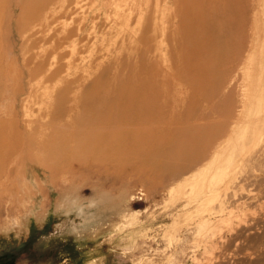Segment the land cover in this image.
Returning a JSON list of instances; mask_svg holds the SVG:
<instances>
[{
  "label": "rangeland",
  "instance_id": "obj_1",
  "mask_svg": "<svg viewBox=\"0 0 264 264\" xmlns=\"http://www.w3.org/2000/svg\"><path fill=\"white\" fill-rule=\"evenodd\" d=\"M30 2L0 0V138L18 139L17 143L41 141L43 144L38 143V147H44L37 153L16 147L12 150L13 158L0 167V262L4 253L20 251L22 260L18 264H264V245L253 244L254 236L263 231L254 221L264 218V183L248 185L239 181L226 193L222 191L224 202L219 204L208 199L209 193L204 195L201 187L186 185L182 179L172 181L166 175L154 178L152 172L144 169L137 173V166L132 164L127 166L129 176L126 171L116 174L113 166L124 168L125 164L113 162L109 166L76 156L69 158L64 145L62 148L59 145L67 142L73 153L85 152L88 144L83 130L94 114L83 97L98 82L101 81L96 87L99 97H120V87L102 86V81L141 71L138 79L133 77L132 81L145 84L148 75L143 65L152 64L156 71L167 69L172 64L169 53L172 49L177 50L174 54L177 60L184 59L175 41L163 45L161 51L160 38V43L157 39L155 42L136 40L145 14L152 11L154 16L161 0L146 3L145 0H109V5L106 0H91L88 4V0H83V10L75 11L79 17L87 12L98 13L106 5L111 6V12L106 16L99 11L100 27L95 35L91 33L88 42L79 46L64 43L59 47L53 38L44 40L39 24L29 18ZM128 5L132 11H128ZM88 6L94 9L88 10ZM216 8L210 6L208 10L217 16L219 8ZM153 18L149 22L151 26ZM155 21L158 25L156 18ZM63 22L68 25L69 19ZM248 27L246 33L252 39L245 48L244 58L248 54L250 57L243 61V69L236 75L219 80L224 93L235 101L234 120L239 113L247 114L248 109L256 106V94L264 80V0L259 2L256 21L252 19ZM93 28L92 22L89 23L87 33ZM174 90L182 98L197 89L178 83ZM191 102L196 111L207 113L210 108L198 98L192 97ZM258 104L259 110L264 108V103ZM119 109L123 110L124 106ZM120 117L119 127L140 126L134 124L138 121L135 116L129 118L123 113ZM48 141L54 145L46 146ZM137 149L109 152L150 154L147 146L139 147L138 152ZM169 155L163 150L159 157L173 159L177 153ZM142 159L147 162V157ZM155 162L160 161L157 158ZM151 166L154 164L146 167ZM215 188L218 191L220 187ZM249 190L253 191L255 200L246 199ZM190 193L198 196L200 202L186 205ZM201 200L205 201L201 204ZM210 212L213 217L209 219Z\"/></svg>",
  "mask_w": 264,
  "mask_h": 264
},
{
  "label": "bare ground",
  "instance_id": "obj_2",
  "mask_svg": "<svg viewBox=\"0 0 264 264\" xmlns=\"http://www.w3.org/2000/svg\"><path fill=\"white\" fill-rule=\"evenodd\" d=\"M82 1L31 0L27 13L29 18L31 17L33 21L35 20L39 24L40 32L44 34V40H46L45 38H53L54 44L58 47L64 43H73L79 46L90 40L91 33L95 35V30L100 27L98 21H100L101 16H107L111 12L109 10L111 6L106 5L102 9L99 8L98 13L97 11H93L94 13L87 12L84 14L85 16L79 17L75 11L76 8H83ZM106 1L108 4L109 0ZM259 2L260 0H161L160 7L155 8L154 16L152 11L145 14V22L138 36L140 39L136 38V40L155 42L157 39L156 42H158L160 38L161 43H158L162 45L161 51L163 45L175 41L184 59L177 60L174 56L177 50L172 49L169 52L172 64L167 69L156 71L152 64L143 65L142 67L146 68L148 75V81L145 84H134L132 81L133 77L138 79L141 71L131 76L116 75L109 82L102 81V86L108 84L111 87H120L122 89V96L120 97H99L96 87L100 86L101 81L98 82L94 89L83 97L89 104V111L94 114L91 116L92 122H85L87 127L83 130V138L84 140L87 139L88 144L85 152L74 148L79 151L73 153L74 150H72L70 143L59 144L57 141L55 142L61 145V148L64 145V152L68 157L76 156L81 159L85 158V160L90 159L106 165L109 164V166L113 162H118L120 165L125 164L124 168L117 165L113 166L116 169V174L117 172L124 174L127 166L132 164L137 166L135 170L137 173L144 169L145 172H152L151 175L154 178L160 179L166 175L172 181L182 179L186 185L201 187L200 190L204 195L209 193L208 199H212V202L216 200L219 204L224 202L222 200L223 193H226L230 187L234 188L235 183L237 186L239 181L248 182V185H252L253 182L263 184L264 108L261 107L262 109L259 110L261 105L259 106L258 103H264V80L260 83L259 93L256 94L254 103L256 106L248 109L247 114L246 111L239 113L236 120H234L235 101L231 95L224 93L221 89V82H219L225 78L228 80L232 74L236 75L239 70L243 69L242 64L250 57L248 54L246 59L244 58L245 48L249 46L252 39L248 37L246 32L251 20L253 19L255 22L257 19ZM88 3H91V0H88ZM210 6L215 9H217L216 7L219 8L217 16L208 10ZM26 7L24 5V8ZM56 9L58 10L55 11ZM92 9H94L93 6H88V10ZM127 9L132 11L133 8L128 5ZM152 18L154 23L151 26L149 22L152 23ZM68 19L69 24L67 25L63 21ZM91 22L94 28L87 33V27ZM35 41L38 40L35 39ZM254 41L253 39L252 43ZM229 49L231 53L225 54L224 51H229ZM178 68H181L182 71L177 72ZM178 83L189 85L190 88L195 87L197 90L194 94L187 92L186 97L184 95L181 98L174 90ZM168 88L171 91H168ZM192 97L193 99H200L209 106L208 112L196 111L191 102ZM187 99L188 102H186ZM131 103L136 105H130ZM121 105L124 106V109L119 111ZM123 113H127L129 118L135 116L138 121L134 124L140 126L119 127L118 121L122 122L120 115ZM198 119L204 121H197ZM186 121H189L188 124H185ZM17 140L15 139V142L11 139L2 140L0 138V167L7 165L13 158L14 154L12 153L15 152L12 150L15 151L16 147L25 148L31 153L40 151L39 149L44 147V145L38 147L41 141L29 140L26 142L20 140L17 143ZM41 144L43 143L41 142ZM45 145L52 146L54 144L48 141ZM141 146H147L150 154L144 152L136 155L124 152H120L123 154H113L111 151L109 152L110 149L135 151L137 148L138 152ZM163 150L167 151L168 156L174 152L177 155L173 159L164 160L163 156L159 157ZM142 157H147V162ZM157 158L160 161L158 163L155 162ZM218 161L219 165H217ZM151 163L154 166L146 167ZM106 165H103L105 169ZM122 176L119 177L122 178ZM217 186L220 187L218 191L215 188ZM192 193L188 194L187 198L189 199L186 205L200 200L198 196H194ZM228 193L235 195L231 192ZM250 193L245 195L246 199L255 200L256 196L253 195V191ZM220 195L219 200L217 196ZM225 195L227 196V194ZM239 195L241 197V194ZM235 198L236 195L233 199ZM202 200L201 204L205 201ZM236 201L234 200V203ZM231 203L233 201H230ZM197 204L196 206H198ZM212 217L213 213L209 219ZM203 219L202 221H204ZM197 224L199 225V223ZM254 224L257 225L256 227H263V231L254 236L253 241L255 243L253 244L264 245V218H256Z\"/></svg>",
  "mask_w": 264,
  "mask_h": 264
},
{
  "label": "trees",
  "instance_id": "obj_3",
  "mask_svg": "<svg viewBox=\"0 0 264 264\" xmlns=\"http://www.w3.org/2000/svg\"><path fill=\"white\" fill-rule=\"evenodd\" d=\"M20 254H21L20 251L19 252L11 251L9 253L6 252L4 253V255L1 256L3 259L1 260L0 264H18L17 262L20 261V259L22 260V258H20Z\"/></svg>",
  "mask_w": 264,
  "mask_h": 264
}]
</instances>
